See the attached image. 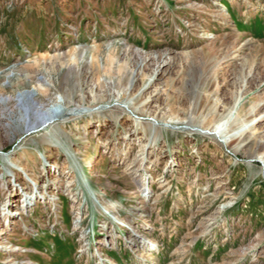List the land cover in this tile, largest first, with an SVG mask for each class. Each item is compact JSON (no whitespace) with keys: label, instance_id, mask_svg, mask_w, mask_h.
<instances>
[{"label":"rangeland","instance_id":"rangeland-1","mask_svg":"<svg viewBox=\"0 0 264 264\" xmlns=\"http://www.w3.org/2000/svg\"><path fill=\"white\" fill-rule=\"evenodd\" d=\"M0 264H264V0H0Z\"/></svg>","mask_w":264,"mask_h":264},{"label":"bare ground","instance_id":"bare-ground-1","mask_svg":"<svg viewBox=\"0 0 264 264\" xmlns=\"http://www.w3.org/2000/svg\"><path fill=\"white\" fill-rule=\"evenodd\" d=\"M34 96H35V91H21L19 92L18 95L15 96L16 98H18L17 101L21 102L23 106L25 107V111L22 112V114L18 117L17 122L19 123L20 128L23 130H26V132H29V133L36 132L35 130L40 129L46 124L51 123L52 121H55L57 119H61L63 115L70 116V118H74V120L78 119L76 118V116H78L76 114H66V111L61 105H53L51 107H48L47 109H43L42 107L39 106V104H37L35 101L32 100ZM135 118L136 117L133 116V122L138 121ZM214 121L215 123H218L219 121H221V119L220 118L215 119ZM241 144H243V147L249 149L251 155L255 153L258 147V143L256 141L252 142L248 137H245L244 140L241 142ZM48 157H51V156H48ZM9 171L12 172L14 170L13 168L10 167ZM19 171L26 172L28 174L29 170L27 167L20 165ZM69 173L70 171L67 172V174ZM15 176H18V175L16 174ZM41 179L42 177L40 176L37 178V180H41ZM57 181L60 182V179H58ZM68 186L72 187V185H68ZM22 187H24V190H26L27 193H25V195L23 196L24 197L23 203L25 204L21 205L20 209L27 210L31 205V201H32L31 195L34 194V190L32 189V186L25 184V183H23ZM10 213L6 212V214L3 215V217L10 218ZM15 215H21V213L19 214L15 213Z\"/></svg>","mask_w":264,"mask_h":264}]
</instances>
